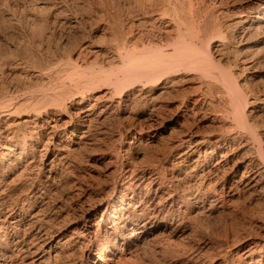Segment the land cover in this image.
Segmentation results:
<instances>
[{
    "label": "bare ground",
    "instance_id": "bare-ground-1",
    "mask_svg": "<svg viewBox=\"0 0 264 264\" xmlns=\"http://www.w3.org/2000/svg\"><path fill=\"white\" fill-rule=\"evenodd\" d=\"M135 1L136 6L131 1V7L127 5L124 50L119 49V53L117 49L119 54L114 51L112 59L122 63L117 69L124 73L123 82L138 84L143 79L155 85L140 87L133 83V88L124 90L125 84L113 80L112 74L100 70L103 75L96 76L92 73L95 69L88 73V67L87 71L77 63L78 67L74 63L71 67L67 61L70 70L66 71V66L62 72L68 74L53 72L56 82L48 86L50 93L42 92L41 99L34 94L25 106L20 105L31 111H22L13 119L18 105L6 101L7 97L0 102V177L22 161L27 162L24 167H36L38 152L45 155L40 170L45 178L38 185L32 183L29 192H21L25 201L10 203L17 192L0 187V229L5 230L0 236V264H53L52 259L61 255L77 260L75 251L80 249V264H85L84 260H88L86 264H128L131 259L125 245L143 247L164 234L198 241L185 255L174 257L175 264H205L207 250L215 248L220 256L215 264H264V121L260 119L259 123L250 117L252 110L249 114L247 107L257 111L264 98L254 87L242 85L233 69L255 68L252 75L257 70L255 57L241 56L233 43L264 28V0L232 4L230 0H215L213 4L211 0ZM135 28L143 31L137 34L140 40L134 36ZM232 48L235 58L225 66V50ZM182 70L195 71L201 78L193 91L173 97L180 92L176 85ZM97 79L107 84L116 81L120 87L115 83L104 99L77 93L71 89L75 85L66 88L69 81L77 87L85 83L86 87ZM137 98L143 102L142 124L150 139L161 140L167 135L166 146L154 162L140 166L128 159L130 145L125 154L118 155L121 166L114 171L117 176L99 206L72 197V203H63L57 206L59 209L53 206L54 212L47 219L41 209L49 208V200L55 196L51 187L56 181L53 175L57 161L68 162L69 152L76 146L94 141L98 133L105 134L103 122L111 114L126 110ZM171 102L175 109L173 113L171 108L173 114L168 117ZM255 146L257 154L253 152ZM50 153L55 158L48 161L46 155ZM38 205L41 209L36 212ZM100 206L101 217L94 220L92 216ZM69 211H76L82 224H60L65 213L71 214ZM232 211L237 212L239 222L225 225L223 234L211 235L204 230L201 214ZM69 248L71 253L66 251Z\"/></svg>",
    "mask_w": 264,
    "mask_h": 264
},
{
    "label": "rangeland",
    "instance_id": "rangeland-1",
    "mask_svg": "<svg viewBox=\"0 0 264 264\" xmlns=\"http://www.w3.org/2000/svg\"><path fill=\"white\" fill-rule=\"evenodd\" d=\"M133 1L0 0V102L6 100L7 97L6 101L16 103L18 105L17 110L19 111L15 112L16 115L13 119H16L19 114L21 115L22 111H31V108H29L30 110H27V108L25 109V107L20 106L21 104L23 106L26 101H28V98L35 94L34 97L38 95L37 97H40L41 99V97L43 96L42 92L44 94L47 92L50 93V89L48 86L52 87L53 85H55L54 83L56 81H54V75L68 74L67 72L64 73L65 71L63 69L67 66L65 70L69 71L70 69H68V66L71 63V67L73 63H77L79 67L83 68V70L86 69L87 71L89 68L88 73H90L92 69H95L92 71V73L96 74V76L97 74L99 76L100 70L101 73L102 71L103 73L106 72L105 75L112 74L113 80L116 79L120 81V83H122L124 80V77L122 78V76H124V73L121 70L117 69H121L120 66L122 63L115 59L113 61L112 53H114L115 51V53L119 54V49H123L122 43L125 42V24L123 25V23H125V20L128 21V15L126 14L128 12L127 8L131 7L129 5H131L132 3L134 4ZM208 1L210 2V0ZM242 1L245 0H230L228 2L232 4L233 2L242 3ZM213 2H215V0H211L210 4H213ZM134 6H136V4H134L133 7ZM75 20L78 21L76 22ZM138 29L135 28L133 31L136 34L135 35L133 33L136 37L137 34L139 35V33L143 32L141 28L139 29V31ZM259 30L254 31V33L252 34H249L247 38H245L246 41L243 39L239 42L238 39L236 43H233V46L237 47V49L240 50L239 52L241 56L249 55L255 57V62L257 61V70H255V74H251L255 68L250 71H243L241 70V68H239V66H233V69L237 71L236 75H238L237 78L239 79V82H244L242 83V85H249L250 87H254L258 92V95L260 93L261 97L264 98V28H262L261 31ZM139 37L140 36H138L137 38L140 40ZM119 44L121 45L120 48ZM239 44L240 46L238 47ZM87 49L99 50L100 53L98 52L96 55L88 52ZM117 49L119 50V53ZM232 51L233 48L225 50V59L222 61L223 64L225 63V66L229 65V59L233 61V59L235 58V53H233L234 51ZM121 52L123 53L125 51L121 50ZM67 61H70L71 63L69 62L68 65ZM77 64L75 66H77ZM51 67L52 69H50ZM116 69L119 70L120 76H117L118 72ZM111 70L113 71L109 73V71ZM114 71L116 73H114ZM53 72H55L54 75ZM101 73L100 76L103 75ZM50 74L51 76L49 77ZM114 75L119 77V79H117V77ZM197 75L198 73L195 74V71H189L185 73V71L182 70V73L178 76V82L176 85L177 90L179 89L180 92L174 93L173 97H175L177 94L179 95L180 93L181 95H183L182 91L186 93H188L189 90L193 91V88L196 87L195 85L200 81L198 79L201 78V76L199 75V77H196ZM51 77L54 78L52 79ZM49 78H51L54 82L50 81L51 79ZM100 80L97 79L96 82H94L97 83V85H94V83L91 84L93 85V87L91 85H88L89 87H84L85 83H82V87L81 85H78L79 87H77L74 82L72 83L69 81L66 88H71L75 85V87H73L74 89H71L77 91V93L79 91L80 94H85L87 96L100 99H102L103 97L104 99L107 96L108 91H111L116 87V81L114 83V81L112 80L113 84L108 81L107 84V81L103 79L101 80V82H98ZM147 81H143L142 79L141 83L140 81L138 84L136 82L133 83L136 84L135 86L140 87L144 85L150 87L156 84H152L154 81H150V85L146 83ZM109 82L111 84H109ZM126 82L128 81L123 82L125 84V89L123 87L124 84L122 85L119 83L120 85H122V89L127 90L133 88V83L131 84L130 81V84L129 82ZM116 84L118 87H120L118 85V82ZM255 85H257L258 87ZM42 88H45V90ZM82 88L87 89L82 90ZM120 91L118 90L117 93H119ZM12 97L14 99H12ZM18 102L20 104H18ZM130 104L128 105V107H125V109L127 108L126 110L111 114L109 116L110 118L108 117L109 120L106 119L103 122L102 126L106 129V131L104 132H106L105 134L107 135H105L104 133H98L94 141H88L80 147L76 146L74 151L72 150L71 153L69 152L70 159L68 162L57 161L54 169L55 173L53 175L55 176L54 179L56 181L52 183L53 188L51 187V190H53L52 192L55 193V196L52 195L53 197L50 199L51 201L49 200L52 207H42L41 209L38 205L36 212L41 209L43 214L46 215L48 219L50 217V213L52 214L54 212L53 206H56V209H59L58 207L63 203H72V197H75V201L83 199L85 200V203L88 202L93 205L95 204L94 206H99L101 201L106 198L107 191H109L110 185L112 184V182H114V178H116L117 176L114 171H116V169L120 168L121 166V160H118V155L121 157L122 154H125V151L130 147V145L132 146L131 151L126 153L128 154V159H131L140 166L154 162L156 156H158L157 154L159 153V150L163 146H166V143L168 142L167 135H165L161 140H151L150 136L148 135L149 133L147 132V129H144L147 128L146 125L142 124L145 116L143 113L144 107L142 100L137 98ZM168 106L167 116L170 117L174 113L175 105L173 104V102H171L168 104ZM258 106L260 109H257V111L253 110L252 106L250 107V105L247 107L249 110V114L252 112L250 114V117L256 119L259 123H261L262 121H264V102L262 101L258 103ZM171 108H173V110ZM171 110L173 113L171 112ZM250 110L252 111L250 112ZM65 118L68 119V116H64V119ZM229 118L230 120L232 119L231 116ZM262 124H264V122L261 123V125ZM261 125L260 127H262ZM108 129L110 133L108 132ZM237 129L239 130V128ZM103 135H105V137ZM95 141L98 142L96 143ZM39 149L41 150L42 147H39ZM253 152H258L257 146L254 147ZM36 156L37 157L34 161V164L38 163L36 167L35 165H33L34 167H24L25 165H27V162L22 161L17 165L16 168H13L11 172L6 173L4 176L0 177V187L2 189L6 187L8 192H17L12 198L14 199V202L12 200L10 201V203H22V201H25L21 199L23 197L21 195V192H29V189H31L33 184L38 185V181H40L41 178H45L40 171L42 167V160L45 155L42 156L38 152V155ZM46 157L48 158V161L52 158H55L54 154L52 153L47 154ZM28 160L31 161V158ZM67 163H69L70 165L72 164L73 166H70ZM22 169H24L25 171L20 173ZM30 170L32 173L30 172ZM23 173L26 174V176ZM21 174H23V176ZM27 176L28 178H26ZM50 182H52V179ZM1 188L0 191H2ZM82 192L85 194V197ZM78 193L80 195L77 196ZM75 195L81 198H77ZM53 200L54 203H52ZM236 202L237 201H235V203L233 204L236 205ZM98 208L99 210H97L96 214L92 216L94 220H98L101 217L103 209L101 208V206ZM69 212L71 213H69V216H67L65 213L64 218H61V223L59 222L60 224L66 225V222H68V224L74 223V225L82 224V221L79 219V217L76 216V211ZM235 213L237 214V212L235 211H232V213L230 214H209L208 212L201 214L200 217L202 219V224H204V230L208 231L211 235L223 234L225 225L230 226L231 223H234L233 225H235L236 221L237 223L239 222V219H237L238 217ZM97 226L98 225L96 224V227L94 229H96ZM4 232L5 230L0 229L1 237L4 235ZM192 241L193 239H189L186 237L180 238L177 236L164 234V236L162 235L158 238V240L149 242L147 245H143V247L138 246V248L133 245H125V250L130 256L129 259H131V263L128 264H175L173 260L174 257L185 255V252L187 250L189 251L191 247L195 246V242L197 240H194L193 242ZM81 250L82 249L75 251L77 253V257L75 254L77 260L71 258L69 260V258H66L68 255H61L56 260L52 259L53 261L51 262L53 264H80L81 260L78 258V256L81 257L83 255ZM66 251H70L69 253H71L72 250L69 248V250L67 249ZM165 251L168 252L166 253ZM207 253V257L209 258H207L208 260L205 264H215V260H220L219 253L216 248L210 249L209 252L207 250ZM55 254L56 253L53 252L52 255L54 256ZM74 260L76 261V263ZM84 263H88V260H84Z\"/></svg>",
    "mask_w": 264,
    "mask_h": 264
}]
</instances>
